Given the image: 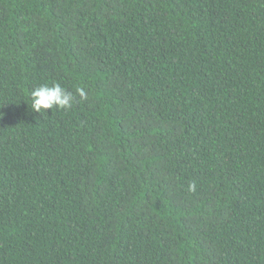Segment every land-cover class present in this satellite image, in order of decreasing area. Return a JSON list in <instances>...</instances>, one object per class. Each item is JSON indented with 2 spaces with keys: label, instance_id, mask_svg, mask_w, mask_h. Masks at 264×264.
<instances>
[{
  "label": "trees",
  "instance_id": "obj_1",
  "mask_svg": "<svg viewBox=\"0 0 264 264\" xmlns=\"http://www.w3.org/2000/svg\"><path fill=\"white\" fill-rule=\"evenodd\" d=\"M0 113V264H264V0H0Z\"/></svg>",
  "mask_w": 264,
  "mask_h": 264
},
{
  "label": "clouds",
  "instance_id": "obj_2",
  "mask_svg": "<svg viewBox=\"0 0 264 264\" xmlns=\"http://www.w3.org/2000/svg\"><path fill=\"white\" fill-rule=\"evenodd\" d=\"M80 100L87 99V92L83 87H77L75 94L64 88L60 83L41 84L34 87L30 93V110L41 116L45 115V110H70ZM3 114L0 113V119ZM189 192L196 191V184L192 182L188 186Z\"/></svg>",
  "mask_w": 264,
  "mask_h": 264
}]
</instances>
